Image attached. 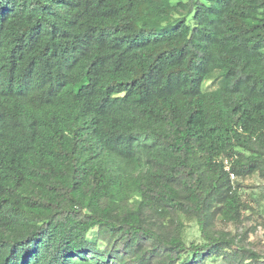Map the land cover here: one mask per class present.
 <instances>
[{"label": "trees", "instance_id": "obj_1", "mask_svg": "<svg viewBox=\"0 0 264 264\" xmlns=\"http://www.w3.org/2000/svg\"><path fill=\"white\" fill-rule=\"evenodd\" d=\"M254 174L264 0H0V264H264Z\"/></svg>", "mask_w": 264, "mask_h": 264}, {"label": "rangeland", "instance_id": "obj_2", "mask_svg": "<svg viewBox=\"0 0 264 264\" xmlns=\"http://www.w3.org/2000/svg\"><path fill=\"white\" fill-rule=\"evenodd\" d=\"M234 183L242 194V199L247 202L251 208L245 212L246 219L239 226L233 225L229 222H218L219 229L230 230L232 232L248 231L247 241L259 252H264V181L256 174L245 177L233 179ZM187 240L197 239L198 231L196 225L191 221L187 228Z\"/></svg>", "mask_w": 264, "mask_h": 264}, {"label": "built area", "instance_id": "obj_3", "mask_svg": "<svg viewBox=\"0 0 264 264\" xmlns=\"http://www.w3.org/2000/svg\"><path fill=\"white\" fill-rule=\"evenodd\" d=\"M228 169V167H226ZM231 178H233V175L231 174Z\"/></svg>", "mask_w": 264, "mask_h": 264}]
</instances>
